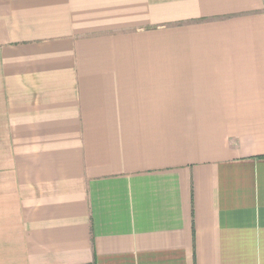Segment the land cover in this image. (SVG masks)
<instances>
[{
	"label": "crops",
	"instance_id": "0c3cea01",
	"mask_svg": "<svg viewBox=\"0 0 264 264\" xmlns=\"http://www.w3.org/2000/svg\"><path fill=\"white\" fill-rule=\"evenodd\" d=\"M0 264H264V1L0 0Z\"/></svg>",
	"mask_w": 264,
	"mask_h": 264
},
{
	"label": "water",
	"instance_id": "95a60500",
	"mask_svg": "<svg viewBox=\"0 0 264 264\" xmlns=\"http://www.w3.org/2000/svg\"><path fill=\"white\" fill-rule=\"evenodd\" d=\"M264 1V0H263Z\"/></svg>",
	"mask_w": 264,
	"mask_h": 264
}]
</instances>
